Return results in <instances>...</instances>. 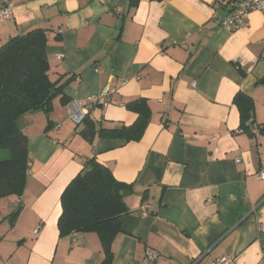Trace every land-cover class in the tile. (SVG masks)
Wrapping results in <instances>:
<instances>
[{"label":"crops","instance_id":"obj_1","mask_svg":"<svg viewBox=\"0 0 264 264\" xmlns=\"http://www.w3.org/2000/svg\"><path fill=\"white\" fill-rule=\"evenodd\" d=\"M233 1L0 0V10L5 2L13 9L0 21V47L44 30L50 80L73 78L64 93L92 120L132 125L125 104L137 99L151 110L142 138L130 143L83 141L59 96L50 115L21 118L27 181L20 197L0 200V264H102L97 234L57 231L60 196L91 157L132 187L112 264H147L148 250L154 264H264V132L250 133L264 128V14L228 32L219 18ZM238 93L254 104L249 130L240 127Z\"/></svg>","mask_w":264,"mask_h":264},{"label":"trees","instance_id":"obj_2","mask_svg":"<svg viewBox=\"0 0 264 264\" xmlns=\"http://www.w3.org/2000/svg\"><path fill=\"white\" fill-rule=\"evenodd\" d=\"M225 6V12H227ZM47 38L42 29L10 38L0 47V151L9 156L0 161V200L20 197L25 189L29 163L28 141L20 120L26 114L44 112L50 115L52 101L60 97L63 105L70 99L64 89L73 78L52 82L46 57ZM54 92V95L51 93ZM234 103L240 113V127L249 130L253 101L238 93ZM136 115L132 125L105 128L85 114L82 124L75 125L82 140L92 144L96 137L138 142L149 123L151 110L148 101L137 99L125 104ZM50 122V121H49ZM48 122V123H49ZM51 123V122H50ZM264 128L259 130L263 133ZM131 192V185L117 181L109 168L95 157L83 162L81 171L67 184L60 196L61 213L57 219L59 238L69 235L95 233L100 238L104 253L102 264H112L111 245L121 232L120 218L129 213L121 192ZM19 211L8 217L13 226Z\"/></svg>","mask_w":264,"mask_h":264},{"label":"built area","instance_id":"obj_3","mask_svg":"<svg viewBox=\"0 0 264 264\" xmlns=\"http://www.w3.org/2000/svg\"><path fill=\"white\" fill-rule=\"evenodd\" d=\"M219 1V0H218ZM223 0H220L222 2ZM5 7L0 10V21L5 22L11 20L13 17V9L12 5L8 2H5ZM253 12H261L264 14V0H234L231 3V6L224 12L222 16L219 18V26H222L228 32H235L240 29L246 28L248 26V17L250 13ZM215 19L218 16H214ZM260 51V61L264 62V39L261 42ZM57 60L61 61L62 56H57ZM90 104H96L97 98H90ZM68 119L74 125L82 124V120L84 119L85 112L82 106L78 102H71L68 104ZM250 133L256 135L259 133L258 128H254L250 130ZM240 161L239 158L236 159V163ZM257 177L260 180L264 179V156L260 160V167L257 172ZM147 206L143 205L140 210V216H147ZM156 260V254L152 250H148L146 252V263L154 264ZM213 264H229V259L226 257L220 258L216 260Z\"/></svg>","mask_w":264,"mask_h":264},{"label":"water","instance_id":"obj_4","mask_svg":"<svg viewBox=\"0 0 264 264\" xmlns=\"http://www.w3.org/2000/svg\"><path fill=\"white\" fill-rule=\"evenodd\" d=\"M55 93L54 92H52L51 93V95H54ZM130 193L129 192H127V191H124V192H121V197L124 199V197H126V196H128Z\"/></svg>","mask_w":264,"mask_h":264},{"label":"rangeland","instance_id":"obj_5","mask_svg":"<svg viewBox=\"0 0 264 264\" xmlns=\"http://www.w3.org/2000/svg\"><path fill=\"white\" fill-rule=\"evenodd\" d=\"M3 152H4L5 154L7 153V155L9 156L8 152L1 150V151H0V157L2 156L1 154H4ZM1 160H3V158H0V161H1Z\"/></svg>","mask_w":264,"mask_h":264}]
</instances>
